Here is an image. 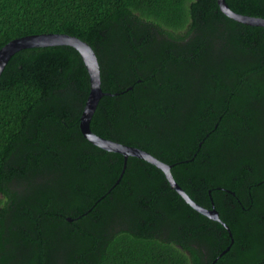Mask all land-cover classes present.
I'll use <instances>...</instances> for the list:
<instances>
[{"label":"trees","instance_id":"obj_1","mask_svg":"<svg viewBox=\"0 0 264 264\" xmlns=\"http://www.w3.org/2000/svg\"><path fill=\"white\" fill-rule=\"evenodd\" d=\"M264 18V0H225ZM67 33L100 69L97 135L89 76L69 45L22 49L0 75V264H264V26L217 0H0V48ZM71 218V220H68Z\"/></svg>","mask_w":264,"mask_h":264},{"label":"water","instance_id":"obj_2","mask_svg":"<svg viewBox=\"0 0 264 264\" xmlns=\"http://www.w3.org/2000/svg\"><path fill=\"white\" fill-rule=\"evenodd\" d=\"M217 4L219 5L221 11L230 18L251 25L264 26L263 17H255L234 12L230 9L225 0H217ZM53 45L72 46L79 52L83 60L89 76V91L79 119V128L83 136L91 143L105 150L117 152L123 155V167L119 174V177L115 181V184L119 182L123 174L128 156L142 158L160 168L170 187L173 188L192 208L213 220L222 222L219 217L218 211L214 208V206H212L211 208H206L198 204L179 186L171 173L170 169L172 165L157 159L155 156L143 149L104 138L91 131L90 121L100 98L111 93L104 92L102 90L98 60L93 48L87 42L83 41L77 36L67 33L51 32L26 35L12 39L0 48V75L10 57L16 52L25 48ZM68 220H71V218H68ZM223 224L225 225V223ZM226 228L229 229L227 226Z\"/></svg>","mask_w":264,"mask_h":264}]
</instances>
